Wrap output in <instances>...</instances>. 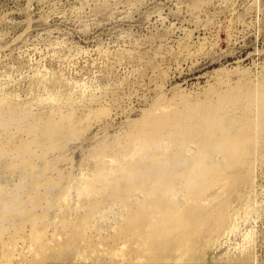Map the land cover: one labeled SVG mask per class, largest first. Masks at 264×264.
Masks as SVG:
<instances>
[{
  "label": "rangeland",
  "instance_id": "374dc122",
  "mask_svg": "<svg viewBox=\"0 0 264 264\" xmlns=\"http://www.w3.org/2000/svg\"><path fill=\"white\" fill-rule=\"evenodd\" d=\"M0 264H264V0H0Z\"/></svg>",
  "mask_w": 264,
  "mask_h": 264
},
{
  "label": "bare ground",
  "instance_id": "6f19581e",
  "mask_svg": "<svg viewBox=\"0 0 264 264\" xmlns=\"http://www.w3.org/2000/svg\"><path fill=\"white\" fill-rule=\"evenodd\" d=\"M208 108H209V104H208ZM197 110H199V109H197ZM150 112H152V111L150 110L147 114H149ZM201 113H203V112H200V114ZM178 114H179V118L184 119L185 122L180 121V122H175V123H178L179 125H182L183 123H186L188 125L189 122H191L193 120L191 118L194 116L195 113L192 112L190 114V116L193 114V116L191 118H189V116H187V114H188L187 111H178ZM195 117H197V115ZM204 117L205 118L203 120H199L198 121V123H197V134H193L191 139L192 140H197V141H198V139H201V141L203 142V144H205L207 147L215 146V145L219 146L220 147L219 153H216L218 155V157L221 155L220 152H222L223 150L225 152V150L227 151V149H228V153H227L226 157L223 158L222 156H220L221 157V160L219 158H217V159L220 160V165H218L216 167H220V168L225 169L228 165H234V164H236L237 161H238V159H239V157L241 156V153H245V151H246V148H244L245 145H246V142H247L246 137L244 138L243 136H241V134L239 132H235L231 128V127H233L232 125H229V126H226L225 127V126H219L218 125L219 123L218 124H214L213 122H211V119H212L211 118V113L208 112V111H207V113L204 114ZM193 123H194V120H193ZM57 124H58L57 122L51 123L49 126L46 127L47 131H49L51 133V135H53V136H57V135L60 136V137L69 136L67 134V132L57 130L56 129V125ZM191 128H193V127L191 126ZM195 129H196V127H195ZM192 132L194 133L193 130H191V134H192ZM187 138H190V137H187ZM192 142L190 144H195L196 145L198 143V142L196 143V141L193 142V143ZM203 144H200V145H203ZM192 146L194 147V145H192ZM196 147H197V145H196ZM123 183L127 184V181L126 180H123ZM80 229L81 228H79V231L78 232H81L82 229L81 230ZM36 238H37V236H36ZM142 248L144 249V247H142ZM129 253H127V255Z\"/></svg>",
  "mask_w": 264,
  "mask_h": 264
}]
</instances>
